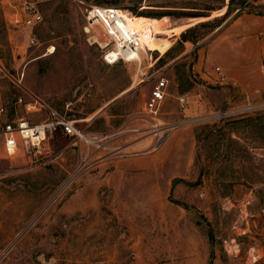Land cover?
Wrapping results in <instances>:
<instances>
[{
    "label": "rangeland",
    "instance_id": "1",
    "mask_svg": "<svg viewBox=\"0 0 264 264\" xmlns=\"http://www.w3.org/2000/svg\"><path fill=\"white\" fill-rule=\"evenodd\" d=\"M9 1L0 0V103L11 115L32 94L80 127L89 121L96 133L123 131L144 120L154 86L167 79L174 107L166 100L163 123L183 120L177 96L193 97V86L196 117L214 118L171 130H195L197 151L186 169H98L83 164V143L61 134L47 137L39 152L0 153V264H264V58L223 66L228 48L234 52V24L264 17V0H45L35 28L6 23ZM13 1L27 13L29 0ZM92 5L146 18L171 11L163 17L176 25L223 16L191 25L165 55L149 53L142 65H108L94 43L101 32L84 30ZM18 109L32 124L49 119L40 106L29 115ZM153 150L121 152L105 165ZM180 203L190 206L186 213ZM209 234L212 247L204 244Z\"/></svg>",
    "mask_w": 264,
    "mask_h": 264
},
{
    "label": "built area",
    "instance_id": "2",
    "mask_svg": "<svg viewBox=\"0 0 264 264\" xmlns=\"http://www.w3.org/2000/svg\"><path fill=\"white\" fill-rule=\"evenodd\" d=\"M45 0L25 1L26 11L28 14L25 24L28 27L35 28L44 22L43 16L38 9V4ZM124 11L114 8H107L92 5L86 9L84 28L87 34L97 28L101 32V38H96L94 43L99 45L103 50V59L108 65L117 63H136L143 64L145 58H149L152 51H145L139 45L140 39L137 32L129 29L127 18ZM33 43L37 40L33 39ZM0 69H5L0 64ZM216 71L221 73L220 68ZM168 96V81L161 79L153 88L151 97L146 104L145 115L149 119L148 135L154 139V146L148 147L147 150L159 149L168 138L171 130L177 125H187L196 123V119L202 120L207 115L196 117L191 111L192 99L190 95L178 97L180 109L183 112V120L176 125L165 124L160 117L161 107ZM29 99L19 98L14 105V114L11 115L7 105H0V143L3 141L4 151L7 157L17 156V152L22 148L27 153L39 152L44 145L47 137L56 135L59 131L66 137L73 140L78 146L83 143L84 151L80 153L84 165L102 163L106 160L117 159L126 156L124 144L117 145L118 136L121 133H96L90 130L89 123L80 127L78 121L71 119L67 115H61L48 107L36 96L29 94ZM46 109L49 113V119L45 122L32 124L25 117L18 115V107H24L25 112L35 114L38 107ZM192 116V117H190ZM132 133L139 134V130H132ZM103 154V155H102Z\"/></svg>",
    "mask_w": 264,
    "mask_h": 264
},
{
    "label": "crops",
    "instance_id": "3",
    "mask_svg": "<svg viewBox=\"0 0 264 264\" xmlns=\"http://www.w3.org/2000/svg\"><path fill=\"white\" fill-rule=\"evenodd\" d=\"M4 15H5V21L10 27H16L17 25L23 26L24 21L27 19L28 14L24 12V9L21 7H17L14 4V1L11 0L7 2V6L3 7ZM219 16H223L219 15ZM219 16H214L212 18H219ZM208 19L207 21H210L212 19ZM251 18V19H250ZM254 18V22L252 23L251 20ZM239 19H242L240 22H236L234 24L235 27H233V32L235 33L230 36L231 44L234 49V52L232 53L231 47L228 48V53H231L230 55L227 54V62L223 64V66H230L231 62H235L237 64H242L243 59L252 57V59H262L264 58V17L263 16H252V15H246L242 16ZM206 22V21H203ZM224 24H221L218 28L215 29V32H218ZM259 35H263V38L260 40ZM230 51V52H229ZM177 58H174L172 61L175 62ZM200 67H203V61L199 64ZM221 68V67H220ZM222 69V68H221ZM168 81V96L165 98L160 112V117L162 118V110L164 108V104L166 100H168V107H174V104L172 101H170L169 96V89L170 84ZM226 82L222 83L220 82V85L225 84ZM195 91V94L192 99V105H191V112L196 113V87L193 86L192 92ZM190 92V93H192ZM178 93V92H177ZM179 96L185 95L178 93ZM177 96V101L178 97ZM28 99H26L27 101ZM4 104V103H0ZM179 104V103H178ZM180 108V106H179ZM94 113H98L97 109L93 111ZM144 120L136 121V122H130L128 123L124 130H115V131H105L104 133H121L118 136V139H121L125 144V151L126 153L130 154L132 152L145 150L148 147H151L153 144V139L150 137L148 133L149 129V119L145 115ZM180 119V118H179ZM177 120V119H174ZM181 120V119H180ZM178 120V121H180ZM45 121L40 120H34V124H38ZM176 122V121H175ZM89 127L91 123L88 121ZM186 129V130H185ZM132 130H141L142 133L139 132V134L132 133ZM57 134L63 135L61 131H59ZM143 138V141H140L137 143V140H140ZM23 151L22 148H20L17 152V155ZM158 151L155 153L147 154L144 156H141L139 158H131L128 161H125L123 164H116L115 162H112V165L108 164L105 165L106 160L98 165V169H105L106 167L114 166L116 169H155L158 165L162 169H186L189 164H191L192 159L194 158V155L197 151V140H196V133L195 130H189L187 128L181 129L178 128L174 131H172L168 138L165 140L163 145L157 149ZM156 151V150H153ZM0 153H5L4 151V145L3 141L0 143ZM103 155V154H102ZM9 158V157H8ZM176 181H183L182 178H178L174 180ZM182 204L179 205L182 209V213H186L187 209L190 207L188 204ZM185 215V214H184ZM192 230V228H191ZM207 242V245L209 247H212V240H211V234H209V240L207 239L204 244ZM211 242V243H209Z\"/></svg>",
    "mask_w": 264,
    "mask_h": 264
},
{
    "label": "bare ground",
    "instance_id": "4",
    "mask_svg": "<svg viewBox=\"0 0 264 264\" xmlns=\"http://www.w3.org/2000/svg\"><path fill=\"white\" fill-rule=\"evenodd\" d=\"M128 21L129 29L135 31L139 35V45L145 51L159 52L160 55H165L172 47L174 38L180 36L188 27L193 24H197L206 21L205 18H198L189 24L176 25L168 17L161 19L134 17L131 14L123 12ZM223 11L213 14L219 16ZM53 49L50 50V53ZM149 56V55H148ZM236 248V247H235ZM251 252L253 261L256 259L258 253ZM255 261V260H254Z\"/></svg>",
    "mask_w": 264,
    "mask_h": 264
},
{
    "label": "trees",
    "instance_id": "5",
    "mask_svg": "<svg viewBox=\"0 0 264 264\" xmlns=\"http://www.w3.org/2000/svg\"><path fill=\"white\" fill-rule=\"evenodd\" d=\"M135 12H134V14H136V15H139L140 17L144 14L143 12H137V10L135 9L134 10ZM242 11V10H241ZM240 11V12H241ZM171 11H159V12H154V15L153 16H150V17H152L153 19H161V18H163V16L164 15H169V14H171L170 13ZM196 12H186V13H180L181 15H185V16H195L196 14H195ZM146 18V17H145ZM206 24V23H205ZM200 25V24H199ZM199 25H197V26H195V27H192V28H190V29H188L183 35H182V42H186V41H189L190 39H189V35L192 33V32H194L195 30H196V28L199 26ZM200 27V26H199ZM182 44V43H181ZM174 59V58H173ZM191 86H193V84H191L190 85V87ZM187 91V90H186ZM185 92V91H184ZM184 92H182V93H184ZM211 240H212V234H211Z\"/></svg>",
    "mask_w": 264,
    "mask_h": 264
},
{
    "label": "water",
    "instance_id": "6",
    "mask_svg": "<svg viewBox=\"0 0 264 264\" xmlns=\"http://www.w3.org/2000/svg\"><path fill=\"white\" fill-rule=\"evenodd\" d=\"M197 18H192L191 20H190V22H193V21H195Z\"/></svg>",
    "mask_w": 264,
    "mask_h": 264
}]
</instances>
